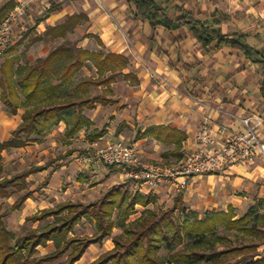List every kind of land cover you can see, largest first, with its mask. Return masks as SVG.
<instances>
[{
	"label": "crops",
	"instance_id": "1",
	"mask_svg": "<svg viewBox=\"0 0 264 264\" xmlns=\"http://www.w3.org/2000/svg\"><path fill=\"white\" fill-rule=\"evenodd\" d=\"M22 1L29 6L13 26V31L19 34L18 41L29 29L35 28L43 34L49 25H56L70 15L83 12L89 19L86 32L99 37L106 51L124 54L131 61L124 70L128 76L118 77L110 85V92L103 96L110 102L89 101L80 109L88 122L81 130L68 136L65 121L50 130L52 133L60 132L69 142L62 147L63 151L50 157L48 162L41 160L24 169L41 167L27 177V189L12 195L31 193L21 208L14 210L24 208L28 211L27 221L48 223L50 219L34 222L28 218L70 201L52 204L40 198L39 190L50 198L57 197L60 194L58 190L63 188L69 193L70 188H65L63 184L70 165L75 171L82 172L100 163L80 158L81 153L93 146L115 140L134 142L144 164L172 166L196 149L195 136L204 125H208L212 136L222 142L234 132L245 131L243 120L249 118L258 136L264 139V0H157L172 19L179 15V8H183L185 13L193 12L197 19L208 25L213 16L226 15L229 21L219 25L222 33L244 35L250 47L259 53L254 58L230 44L219 46L217 40L204 45L195 38L189 25L153 27L149 21L136 15V6L129 0H0V8L5 4L16 6ZM3 60L1 58L0 63ZM97 88L106 90L107 86ZM104 93L101 91L100 94ZM23 112L22 108L17 114L9 112L1 100L0 86V142L12 138V131L22 122ZM157 127L183 132L186 137L181 148L176 149L175 142L162 141L145 133ZM56 129L58 131H54ZM103 129L106 131L104 136L91 138L95 130ZM35 143L33 139L25 146L11 150L30 149ZM51 144L58 146L53 141ZM54 147L46 148L43 155L46 156ZM29 182H32L31 186ZM76 183V186L82 185L78 181ZM122 188L152 194L156 203L166 205L173 194L171 205L180 195L185 205L200 212L201 217L206 212L227 211L229 207L239 212L256 200L264 199V157L257 158L253 163L234 164L220 173L194 175L179 191L171 184L150 188L132 180ZM100 199L71 202L91 203ZM145 209L138 204L128 221L141 216ZM85 220L83 218L76 225L74 234L77 226ZM91 222H84L85 227L87 224L95 227V222ZM117 228L120 231L116 232ZM121 231L120 227H115L113 235ZM94 233L95 229L81 231L79 236H92ZM53 247V242H49L39 249H46L41 251L46 253ZM113 248L112 237L104 239L102 244L92 243L75 264H90Z\"/></svg>",
	"mask_w": 264,
	"mask_h": 264
},
{
	"label": "trees",
	"instance_id": "2",
	"mask_svg": "<svg viewBox=\"0 0 264 264\" xmlns=\"http://www.w3.org/2000/svg\"><path fill=\"white\" fill-rule=\"evenodd\" d=\"M129 1L135 4L136 15L149 21L153 27L189 25L195 38L206 46L217 40L219 46L230 44L250 57L259 54L246 42L244 35L222 33L219 25L229 21L224 14L213 16L208 25L197 19L193 12L185 13L183 8L177 9L180 13L175 19L169 18L157 0ZM88 20V15L82 12L70 15L56 25H49L36 41L44 38L64 40L34 63L19 64V58L12 56L18 50L19 42L4 55L0 63L1 100L11 114H17L20 108L24 112L22 122L12 131V138L0 142V163L4 150L25 146L33 141V136L44 135L61 121L67 122L68 136L81 130L88 122L80 109L89 101L110 102L100 95L79 102L58 97L65 85L72 83L79 70L90 62L98 75L77 84L84 92H88L90 85H107L110 92V85L119 76H128L124 70L131 61L126 55L104 49L89 50L67 38ZM85 36H93L104 47L99 37L93 34ZM55 77L60 80L58 83L53 82ZM105 133V129L95 130L91 138L98 139ZM145 133L162 141L175 142L176 149L181 148L186 137L183 132L169 127L152 128ZM39 170L41 167H31L10 177H1L0 199L27 189V177ZM29 197V191L20 194L12 209L21 208ZM138 204L146 209L141 216L128 221ZM262 207L264 199H258L242 217H238L233 207L227 211L206 212L201 217L200 212L185 205L180 195L168 206L156 203L152 194L114 187L100 200L91 203L68 201L45 209L28 218L34 222L50 219L45 226L27 228L18 234L7 228L4 215L0 214V264H75L92 243L102 244L109 237H112L114 248L90 264H264V254L254 251L260 243L246 238L250 234L264 233V229L259 227V223L264 225ZM83 218L95 222L92 236L74 234L76 225ZM115 227H120L121 233L113 235ZM234 229L242 233L237 245H233L227 235ZM245 239L249 242H243ZM49 242H53V249L42 253L39 247H46ZM162 250L167 252L165 256L161 254Z\"/></svg>",
	"mask_w": 264,
	"mask_h": 264
},
{
	"label": "rangeland",
	"instance_id": "3",
	"mask_svg": "<svg viewBox=\"0 0 264 264\" xmlns=\"http://www.w3.org/2000/svg\"><path fill=\"white\" fill-rule=\"evenodd\" d=\"M15 4H5L1 5L0 8V22L3 21L5 16L8 15V12L14 8ZM3 19V20H2ZM83 27L77 28L74 32H71L68 34L67 38L70 39L73 43L76 42L78 45H80L83 48L89 49V50H103L104 48L99 45L96 38L93 36H85L88 33L86 32L85 28L87 26V22L85 24H82ZM80 25V26H82ZM45 33V32H44ZM43 33V34H44ZM19 35V34H18ZM17 35V37H18ZM39 34L35 28L29 29V31H26L24 33V36L18 41L20 45L18 46V50L15 53H12V56H16L19 58V64H25L27 62H36L38 59L43 58L47 56V54L54 49L56 46H58L62 41L63 38H56V39H50V38H44V40H37V37ZM20 38V37H18ZM18 43V44H19ZM101 46V47H100ZM105 50V49H104ZM3 58V57H2ZM18 66V64H16ZM97 70L93 66V64L90 62L87 66L83 67L79 70V72L74 77V80L72 83L66 84L65 87L61 90L62 95L59 92L60 98L68 97L69 99H72L73 101H81L83 99L92 98L94 96L100 95L104 96L106 93L109 92V89L104 90L97 88L98 85H90L88 86V92H84L83 88L77 87V84L84 79L88 78H94L97 77ZM109 75V73H107ZM120 77V76H119ZM60 80L55 77L53 79L54 83H58ZM100 86H107V85H100ZM108 87V86H107ZM18 91L21 92L20 87H17ZM101 91L105 92L104 94H100ZM23 100V97L21 95L20 97ZM105 98V97H104ZM54 131H58L57 129ZM53 131H48L42 136H33L35 144L31 145L32 147L30 149L26 150H6L4 152V158L2 162L0 163V178L4 176H12L20 171H23L24 169L41 162V160L48 162V159L54 155H57L63 151L64 148H62L65 145H68L69 142L64 137L63 134L60 132L52 133ZM52 133V134H51ZM57 143L58 146L54 147L52 146L51 142ZM60 143H62V146H60ZM105 144V143H104ZM103 145V144H99ZM48 146V147H47ZM54 147L53 150H49V153L43 155L45 153L46 148ZM49 155V156H48ZM67 165H70L67 164ZM113 166V167H111ZM105 165L104 163L100 162L96 166H92L93 168H89L88 170H83L82 172L75 171L71 165L69 166V170L66 173V179L63 184L66 187L70 188L69 193H66L63 188V190H58L60 193L57 197L50 198L48 195H46L44 192L39 190V196L40 198H44L47 202H52V204L57 203L58 201H93L97 198H102L108 190H110L112 187H126L127 183H129L128 178L123 175V171L120 167L116 165ZM81 173V174H80ZM92 173H94V177H91ZM114 178V180H112ZM80 182L81 186L78 185L76 182ZM122 181V182H120ZM128 181V182H127ZM32 182H29V186H31ZM129 185V184H128ZM17 195L12 196L10 199H0V204L2 205V208L0 209V214L4 215V221L8 229L13 231L14 233H21L25 229L30 228L31 226L36 227H43L46 225L47 221H43L41 223L33 224L26 220L29 212L26 211L24 208L21 210L14 211L12 209V202L17 198ZM174 197V194L172 195L170 201H168V205H171V201ZM167 202V201H166ZM158 204H161L158 202ZM252 206V204L248 205L245 209L242 211L236 212L238 217H242L245 213L248 212L249 208ZM24 207V206H23ZM261 212L264 214V207L261 208ZM84 222H91V219L86 218L85 221H82L80 226H77L75 233L77 235L81 234V231H93L95 227H91L87 224L85 227ZM260 229H264V225L262 223H259ZM118 229V228H117ZM120 231L119 229L116 230V232ZM233 241V245H237L241 238L240 236L242 233L238 229H234L228 232L227 234ZM239 237V239H237ZM247 239L253 238V241L256 243H260L257 250H254L255 252L263 255L264 254V233H260L259 235L250 234L246 236ZM245 239L243 242L248 243L249 241ZM228 242H226V245L228 246ZM41 251H46V249H42ZM166 251L162 250L161 254L166 255Z\"/></svg>",
	"mask_w": 264,
	"mask_h": 264
},
{
	"label": "built area",
	"instance_id": "4",
	"mask_svg": "<svg viewBox=\"0 0 264 264\" xmlns=\"http://www.w3.org/2000/svg\"><path fill=\"white\" fill-rule=\"evenodd\" d=\"M28 6L27 2L22 1L0 22V59L18 42L13 26L27 11ZM243 122L245 131L234 132L222 142L212 136L208 125H204L195 136L196 149L172 166L144 164L138 146L125 140L93 146L81 153L80 158L116 165L126 178L140 185L157 188L171 184L179 191L186 187L188 179L194 175L220 173L234 164L253 163L257 158L264 157V139L258 136L249 118Z\"/></svg>",
	"mask_w": 264,
	"mask_h": 264
}]
</instances>
